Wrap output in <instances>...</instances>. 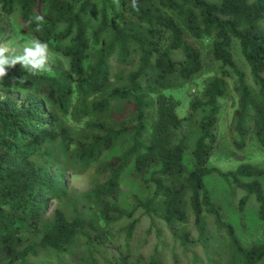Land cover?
Segmentation results:
<instances>
[{
    "label": "trees",
    "instance_id": "obj_1",
    "mask_svg": "<svg viewBox=\"0 0 264 264\" xmlns=\"http://www.w3.org/2000/svg\"><path fill=\"white\" fill-rule=\"evenodd\" d=\"M136 4L138 10L132 0H0V49L13 37L17 15L22 36L47 44L54 56L48 59L51 72L32 75L21 63L11 66L21 52H4L10 63L3 81L15 91L0 93V264H32L31 258L47 252L56 254L58 264H89L80 240L87 248L105 246L123 220L129 222L120 230L127 251L108 264H136L130 248L145 246L153 232L150 227L144 238L134 237L137 213L152 225L161 220L185 252L203 248V257L194 254V264H264V241L244 245L205 181L216 175L243 191L240 212L254 197L264 222V164L242 163L229 171L209 165L220 100L230 94L227 78L236 77L237 146L254 142L264 151V0ZM37 15L44 17L39 31ZM235 45L251 83L234 59ZM206 48L221 63L220 73L204 80L189 115L181 118V102L168 92L201 76ZM200 114L189 168L183 129ZM118 144L124 145L122 153L101 162ZM131 164L137 173L149 174L153 195L134 196L127 210L120 182ZM94 165L100 178L83 191L73 188L70 179ZM191 217L196 237L188 230ZM161 234L156 228V236ZM143 261L165 264L158 248Z\"/></svg>",
    "mask_w": 264,
    "mask_h": 264
},
{
    "label": "rangeland",
    "instance_id": "obj_2",
    "mask_svg": "<svg viewBox=\"0 0 264 264\" xmlns=\"http://www.w3.org/2000/svg\"><path fill=\"white\" fill-rule=\"evenodd\" d=\"M99 10L100 7L97 5L96 12L98 13ZM95 19L97 22L99 17L96 15ZM21 24L20 18L16 15L11 24L13 37L2 45V48L6 49V52H10L12 55L20 52V54L24 55V46L26 42L29 41L27 38L22 36ZM233 54L238 66L246 73L247 81L251 83L250 69L243 59L238 45L234 46ZM48 56L49 60L54 58V56L50 53H48ZM204 56L206 65L201 76L182 89L168 92L181 102V106L178 108V115L181 118H185L189 115L190 103L201 92L204 80L215 73H220L221 63L216 62L211 57L208 48L204 50ZM227 81L230 88V94L225 99L220 100L221 114L217 126V146L209 165L223 171L234 170L242 163L263 165L264 151L258 148L254 142L248 143L247 147L244 149H240L237 146L239 139L234 131L235 112L238 108V96L234 91L236 77L227 78ZM14 91L15 89L13 86L5 83L3 80H0V93L5 95L7 93H14ZM201 116L202 114L198 115L196 119L193 120L192 126L187 125L183 129L184 134L189 140V151L186 156L189 168L193 167L191 151L194 149L195 143L200 136L197 124ZM123 150L124 145L118 144L112 151L106 152L102 156L101 162L111 160L113 157L120 155ZM100 176L101 175L97 173V167L94 165L92 170L79 177L71 178L70 182L73 188L83 191L89 187L93 180L100 178ZM148 178L149 174L141 175L137 173L133 164L126 169L120 182V201L121 205L125 209L130 210L132 208L134 196H138L140 198H150L153 195V187L146 182ZM205 181L213 202L222 208L226 220L235 228L238 237L242 240L244 245L249 247L262 243L264 241V222L259 219L258 204L256 203L255 198L250 197L246 209L243 212H240L239 202L245 196L243 191L233 190L223 179L216 175L207 176ZM261 182L264 187V179H261ZM206 217L210 228H215L213 218L209 215H206ZM135 218H139L140 222L137 228L136 236L134 237L144 238L147 230L150 227L153 228L152 235L145 246L140 248H130L133 256L136 257V264H144L143 260H147L150 256H152L157 248L162 253L163 258L165 259V264H194V254L201 257L204 256L203 248H193L190 251L185 252L184 248L180 247L179 244H174L171 234L161 220L156 219L152 225V220L147 216L141 215V213H137ZM193 219L194 218L191 217L188 230H190L192 235L196 237L198 234L193 227ZM128 223V221L123 220L115 225L114 229L117 232L115 239L107 242L105 246L87 248L88 246L85 240H80L83 242L81 251L87 254L89 264H91V260L96 261L97 264H108L109 261L118 258L120 253H126L127 248H125V235L124 233H121L120 230L125 228ZM156 228L162 230L160 237L159 235L156 236ZM135 239L136 238H134V243H137ZM163 242L166 243V246H164ZM222 242L223 240L221 239L220 243ZM63 258L67 260L68 257L63 256ZM137 260H141L142 263ZM30 263L58 264V259L56 254L53 252H47L40 254L36 258H31ZM69 264L78 263L73 261Z\"/></svg>",
    "mask_w": 264,
    "mask_h": 264
},
{
    "label": "clouds",
    "instance_id": "obj_3",
    "mask_svg": "<svg viewBox=\"0 0 264 264\" xmlns=\"http://www.w3.org/2000/svg\"><path fill=\"white\" fill-rule=\"evenodd\" d=\"M115 3L119 4V0H115ZM132 7L138 10L136 0H132ZM34 19L37 22L36 30L39 31L40 26L44 21V17L42 15H37ZM5 51L6 49H0V80H3V77L6 75L5 66L10 63L9 60L4 57ZM48 53V45H42L37 38L32 37L24 46V55L17 56L12 60L11 66L14 67L16 63H21L32 75L49 73L52 69L48 64Z\"/></svg>",
    "mask_w": 264,
    "mask_h": 264
}]
</instances>
